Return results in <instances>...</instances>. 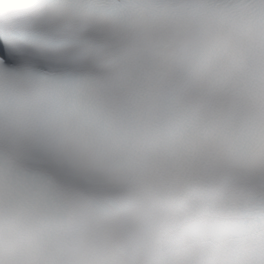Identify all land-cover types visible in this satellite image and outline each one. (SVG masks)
I'll return each mask as SVG.
<instances>
[{"label":"snow or ice","instance_id":"1","mask_svg":"<svg viewBox=\"0 0 264 264\" xmlns=\"http://www.w3.org/2000/svg\"><path fill=\"white\" fill-rule=\"evenodd\" d=\"M0 264H264V0H0Z\"/></svg>","mask_w":264,"mask_h":264}]
</instances>
